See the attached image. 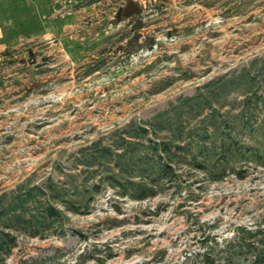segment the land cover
I'll list each match as a JSON object with an SVG mask.
<instances>
[{"label": "rangeland", "instance_id": "374dc122", "mask_svg": "<svg viewBox=\"0 0 264 264\" xmlns=\"http://www.w3.org/2000/svg\"><path fill=\"white\" fill-rule=\"evenodd\" d=\"M40 1L0 37V264H264V0Z\"/></svg>", "mask_w": 264, "mask_h": 264}, {"label": "crops", "instance_id": "0c3cea01", "mask_svg": "<svg viewBox=\"0 0 264 264\" xmlns=\"http://www.w3.org/2000/svg\"><path fill=\"white\" fill-rule=\"evenodd\" d=\"M43 1H40L39 3L36 2L34 4L33 8V14L39 15L42 14L44 11H49L53 7L50 6V2L46 0V2H43L42 9L40 10V3ZM14 6V3L12 0H0V37L3 34V32L7 29H9V26H12V28H16L14 26V20L9 18V13L11 12V7ZM21 7H23V4H20ZM29 13H31L29 11ZM14 17V16H12ZM23 29V28H22ZM39 29V28H38Z\"/></svg>", "mask_w": 264, "mask_h": 264}, {"label": "water", "instance_id": "95a60500", "mask_svg": "<svg viewBox=\"0 0 264 264\" xmlns=\"http://www.w3.org/2000/svg\"><path fill=\"white\" fill-rule=\"evenodd\" d=\"M69 101V100H68Z\"/></svg>", "mask_w": 264, "mask_h": 264}]
</instances>
